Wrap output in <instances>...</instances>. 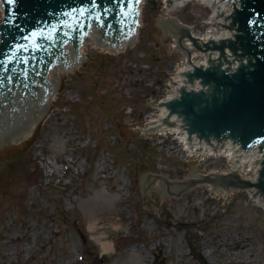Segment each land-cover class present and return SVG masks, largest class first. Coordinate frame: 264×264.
Masks as SVG:
<instances>
[{
    "label": "rangeland",
    "instance_id": "1",
    "mask_svg": "<svg viewBox=\"0 0 264 264\" xmlns=\"http://www.w3.org/2000/svg\"><path fill=\"white\" fill-rule=\"evenodd\" d=\"M143 5L132 47L87 45L75 73L55 81L54 101L23 148L0 159V264H264V210L243 191L223 210L207 185L138 202L134 174L181 180L188 160L179 142L141 133L158 114L141 103L164 97L181 55L170 53L165 31L153 39V20L166 17L162 0ZM170 16L197 24L211 10L192 1ZM207 160L194 162L197 173H224L226 159ZM241 235L246 249L231 250Z\"/></svg>",
    "mask_w": 264,
    "mask_h": 264
},
{
    "label": "water",
    "instance_id": "2",
    "mask_svg": "<svg viewBox=\"0 0 264 264\" xmlns=\"http://www.w3.org/2000/svg\"><path fill=\"white\" fill-rule=\"evenodd\" d=\"M73 1L3 0L4 7L0 0V159L23 148V142L31 136L32 128H38L43 110H49L48 100L56 86L52 84L63 72L75 73V65L83 62V54L75 53L83 45L84 51L86 45H96V50L108 49L116 53L120 45L132 47L134 30H130L136 9L127 10L117 19L114 15L101 18L104 5L109 4V0L95 1L96 6L89 7L96 18L99 17L100 25L91 23L80 40L71 33L73 39L69 42V27H52L50 23L57 19L55 15L61 17L58 10ZM163 1L166 7L181 0ZM202 1L207 2L213 12L210 23L205 24L207 32L200 34L198 39L190 38L189 29L175 19L153 20V28H158V36L153 35V39H163V31L171 36V45L175 39L181 51V65H187V69L176 71L178 83L170 81L168 98L161 99L157 104V108H161V117H155L153 124L149 125L154 130L175 128L174 135L184 133V148L195 150V154H190L193 159L182 162L185 173L181 180L166 179L163 171L148 173L141 169V174H134L138 202H149V193L161 196V201L166 197L177 199V193L191 186L207 185V191L211 193L212 187H215V193L224 190L221 210L229 193L242 190L248 195L247 201L255 199L253 205L264 207V149L260 146L244 151L225 136L219 140L210 138L208 143L190 129L192 122L201 130L211 132H222L231 127L239 129L245 140L254 135H264V59H258L256 68L249 74L243 70L234 73L235 80L230 83L228 97L224 102L214 101L224 97L223 89L226 92L224 87L217 92L213 90L217 85L216 79L221 78L216 74L217 69L227 66L220 71L230 73L235 69V63L248 60L246 55H251V52L245 53V50L254 48L250 31H241L239 27L236 13L241 2ZM89 3L82 2L77 9L83 10ZM122 5L127 7L124 2ZM113 11L119 13V9L113 8ZM253 16L264 20V0H243L241 21L247 25ZM199 23L205 22L197 21L198 27H201ZM254 24L252 22L251 27ZM260 29L264 30V26ZM233 44L237 48L231 51L228 47ZM170 53L179 52L170 46ZM204 71L211 72L212 78H203ZM199 81L210 86L201 88ZM188 94L203 99L196 101L199 103L196 109L192 107L196 103L194 100L184 98ZM182 99L187 109L176 110L177 105L173 102ZM212 100V104H206ZM155 103L148 99L141 103V108H155ZM145 132H149L148 129H141V133ZM223 145L228 146L232 156L229 163L226 161L224 172L227 170L233 180L225 176L213 177L217 173L197 174L194 163L200 162L197 153H217V147ZM227 180L233 187L228 185Z\"/></svg>",
    "mask_w": 264,
    "mask_h": 264
},
{
    "label": "bare ground",
    "instance_id": "3",
    "mask_svg": "<svg viewBox=\"0 0 264 264\" xmlns=\"http://www.w3.org/2000/svg\"><path fill=\"white\" fill-rule=\"evenodd\" d=\"M157 1V3H159L160 2V0H156ZM192 1H195V2H198V3H200L201 5H204V6H206V8H208L209 6H208V4H207V2H205V1H202V0H181V1H178V2H176V3H174V4H171V5H169V6H166V7H163V9H164V15L166 16V17H164V18H161V20H166V19H172L170 16H169V14H170V12H171V10L174 8V7H179V6H182V5H185L186 3H188V2H192ZM142 5H143V3H140V5H139V8L140 7H142ZM181 24H183L182 22H180ZM208 23H210V19H209V21H208ZM140 25H141V23H140ZM184 25V24H183ZM185 27H187L188 29H189V37L190 38H196V39H198L199 38V36H200V33L198 32V30H200V31H202V32H207V25H204V26H201V27H198V25L197 24H192L191 26H186V25H184ZM137 31H138V29H137V27H136V29H134V34H133V42H132V44L133 43H135V41H136V35H137ZM94 46H96V45H94ZM128 46H124V45H120V47H119V50L118 51H122V50H125L126 48H127ZM86 48H87V45H86ZM75 54H85V51H84V45L75 53ZM181 54V53H180ZM81 63H79V64H76L75 65V70L77 69V68H79V65H80ZM175 70H174V73H173V78H172V80H170V81H173V82H176V83H178V79H177V75H176V71H180V70H184V69H187V65H181V55H179V59H178V61L176 62V66H175V68H174ZM63 73H68V72H63ZM170 81H167L166 83H165V85H166V87H167V89H170ZM54 85H57L55 82L52 84V86H54ZM57 90V86H55V88H54V90H53V92H52V94H51V96H50V98H49V100H48V108H50V106L52 105V103H53V101H54V91H56ZM165 98H168V95H166V96H164L162 99H165ZM158 110V114L155 116V117H161V108H157ZM48 112V110H43V117L46 115V113ZM40 120H42V119H38V123H39V121ZM149 124H153V119H150L149 120ZM36 128H32V131H31V135L33 134V132H34V130H35ZM161 131H163L164 133H168V134H170V135H174V132H175V128H169V129H163V130H161ZM174 136H176V137H178L179 139H181V141H182V145H183V147H184V133H182V134H178V135H174ZM180 153H182L183 152V150L182 149H179L178 150ZM185 152H188L189 154H195V150H192V149H188V148H185ZM210 153L211 152H203V153H197V160H200V159H208V157H209V155H210ZM217 154H225V156L227 157V160H232V156H231V154H230V151H229V149H228V146L227 145H223V146H220V147H217ZM208 161L209 160H207L206 162L208 163ZM209 166H211L210 164H209ZM210 173H216V172H214V171H210L209 173H197V174H210ZM166 177V179H167V176H165ZM195 187H197V186H195ZM212 190L215 192V187H212ZM243 192H245L244 190H242ZM216 193H220L222 196H223V194H224V190H222V191H219V192H216ZM233 193V192H232ZM232 193H229L228 194V197H230L231 195H232ZM246 193V192H245ZM252 201L254 202L255 201V199H252ZM263 210H264V207H261ZM228 238H230V237H228ZM232 238V237H231ZM216 239V238H215ZM234 239V241H233V243H232V245H233V247H231V250L233 249V251L235 250V251H237V252H241V251H244L245 249H246V239L244 238V237H242V235H241V237H239L238 239H236V238H233ZM225 244V242H223V245ZM205 256H210V252L208 253V254H206V253H203ZM246 263L245 264H250V262L249 261H245Z\"/></svg>",
    "mask_w": 264,
    "mask_h": 264
},
{
    "label": "flooded vegetation",
    "instance_id": "4",
    "mask_svg": "<svg viewBox=\"0 0 264 264\" xmlns=\"http://www.w3.org/2000/svg\"><path fill=\"white\" fill-rule=\"evenodd\" d=\"M95 1L98 3L100 2V0H78V2L75 4L74 6V10L77 12V14L80 17H84L90 14V9L89 7H95ZM121 2H129V0H120ZM82 2H90L83 10H79L77 9V7H79L78 5Z\"/></svg>",
    "mask_w": 264,
    "mask_h": 264
}]
</instances>
